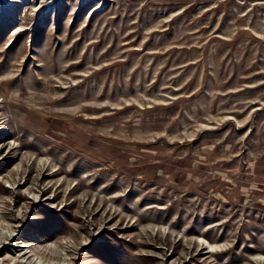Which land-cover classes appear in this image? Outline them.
Here are the masks:
<instances>
[{"label": "rangeland", "instance_id": "rangeland-1", "mask_svg": "<svg viewBox=\"0 0 264 264\" xmlns=\"http://www.w3.org/2000/svg\"><path fill=\"white\" fill-rule=\"evenodd\" d=\"M261 256L264 0H0V264Z\"/></svg>", "mask_w": 264, "mask_h": 264}, {"label": "bare ground", "instance_id": "bare-ground-1", "mask_svg": "<svg viewBox=\"0 0 264 264\" xmlns=\"http://www.w3.org/2000/svg\"><path fill=\"white\" fill-rule=\"evenodd\" d=\"M201 241H204V243L207 244V246L209 247L210 250H216L211 244H209L208 242H206L204 239H200ZM261 258L264 259V257L261 256Z\"/></svg>", "mask_w": 264, "mask_h": 264}]
</instances>
